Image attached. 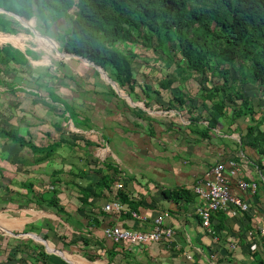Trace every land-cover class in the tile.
Instances as JSON below:
<instances>
[{"label": "crops", "instance_id": "1", "mask_svg": "<svg viewBox=\"0 0 264 264\" xmlns=\"http://www.w3.org/2000/svg\"><path fill=\"white\" fill-rule=\"evenodd\" d=\"M13 46L31 53L28 57L37 56L31 49ZM69 58L76 65L66 63L70 71L67 69L58 75L57 82L56 77H46V70L38 72L35 78L37 85L40 81L43 83L37 87L46 91L47 87L53 88L74 109L71 116L63 103L46 97L59 107L43 105L41 114L36 115L32 136L42 146L53 145L51 156L39 161L23 148L22 157L27 154L32 161L20 168L15 160L0 158L1 176L10 181L11 188L26 194L23 187L28 183V176H33L35 181L50 177V183L53 182L50 187L58 190L61 204L65 206L66 214L52 217L44 212L36 219L25 221V225L40 219L51 221L52 226L56 224L59 236L65 234L66 241L74 242L66 247V253L73 258L65 259L69 264H109L106 254L117 241L105 240L106 227L149 230L160 215L164 217V225L172 227L174 235L138 246L119 242L120 246L115 247L118 251L115 263L111 264L264 262V240L260 232L264 227V171L255 164L261 161L264 164V157L248 145L246 138L242 140L247 134L250 115L236 118L228 108L218 125L208 129L213 100H204L196 78L183 76L173 61H156L153 65L135 61L134 64H139V70L134 68L137 87L130 93L123 87L122 92L116 90L102 75L99 81L95 79L92 73L99 70L84 59L71 55ZM154 70L157 73L152 75ZM170 78L175 82L163 89L162 82ZM205 86L211 87L209 83ZM25 87L43 96L41 89ZM176 96L184 97L187 103L177 100ZM189 97H192L190 101ZM204 131L208 133L205 135ZM62 138L64 142L54 147ZM230 161L237 164L238 172L234 176L229 173ZM107 163L118 168L115 182L124 184L137 207L134 211L146 220L104 209L113 199L112 194L99 192L96 186L105 173L113 175ZM217 163L226 165L231 192L248 201L250 209L214 213L211 231H207L198 214L202 200L193 186L200 179L207 180V171ZM241 180L256 184L255 189H241ZM13 182L19 184L12 185ZM180 187L192 190L195 195L188 201L176 202L163 194L164 190ZM94 254L100 257L91 259L89 256Z\"/></svg>", "mask_w": 264, "mask_h": 264}, {"label": "trees", "instance_id": "2", "mask_svg": "<svg viewBox=\"0 0 264 264\" xmlns=\"http://www.w3.org/2000/svg\"><path fill=\"white\" fill-rule=\"evenodd\" d=\"M0 8L25 20L36 17L41 30L49 34L53 33V28L60 19H69L68 30L59 38L64 51L87 57L106 70L120 87L130 93L135 92L137 87L133 63L143 61L137 48L142 45L146 50L150 48L155 51L161 50L170 59L162 60L160 55L162 61H173L183 71V76L195 77L202 88L203 99L213 100L209 109L208 129L218 125L228 108L232 109L236 118L251 114L247 134L242 136V140L246 138L248 145L254 148L259 156L264 157V128H261L264 118H255L254 110L249 106L251 98L240 89V84L248 82L261 85L263 89L260 92L264 97V0H0ZM70 10H73V13H70ZM12 13L0 12V31L7 33L28 31ZM174 43H177L176 50L174 49L175 53L171 55ZM177 51L181 55L180 61L175 57ZM27 55L31 53L22 52L10 43L0 46V94L7 92L9 95H16L19 92H26L37 95L34 90H27V87L17 82L18 73L29 62ZM144 61L147 62L145 59ZM236 73L240 74L239 78L235 77ZM46 76L59 79L51 69L46 70ZM35 78L37 79L36 76ZM174 82L175 80L170 78L163 81L161 86L167 89ZM207 83L211 85L210 88L205 86ZM47 92L51 100L61 101L65 111L70 112L71 116L74 114L73 107L54 94L52 89L49 88ZM217 96L219 99L216 100ZM55 97H58V100ZM175 98L187 103L184 97ZM190 98L192 99L189 97L188 101ZM26 133L27 135L21 133L19 125L9 128L0 126V139L4 140L3 144L13 143L21 149L28 148L32 156L39 161L51 156L52 144L42 146L33 138L31 130H27ZM207 133L204 131L205 135ZM59 141L54 147L60 146L64 138ZM255 164L262 172L264 171L262 161ZM106 166L114 171L113 175L110 176L109 173L102 175L96 188L99 192L107 191L106 194L110 195L115 193L113 184L117 183L115 181L119 170L109 163ZM51 183L44 184L48 186L46 190L38 191L35 189V183L28 182L23 187L27 193L23 195L10 185H6L3 191L10 194V203L6 204L7 200L0 201V206L21 203L18 198L24 196L23 207L54 208L57 214H66L65 206L58 197V190L52 189ZM7 184H10V181L7 180ZM163 194L166 198L178 202L181 199L188 201L196 193L180 187L164 190ZM112 198L127 204L131 210L137 209L128 190L124 188L117 189L116 197ZM81 200L84 203L83 198ZM213 217L214 213L211 215V221ZM200 220L202 222L201 217ZM28 226L26 232L41 233L53 229L51 221L46 219L31 222ZM0 228L10 232L4 227ZM43 237L48 239L47 234ZM59 237L64 250L74 243L66 241L65 234H60ZM40 241L46 243L52 252L68 257L55 249L50 242L42 239ZM33 242L34 248L40 246L32 238L22 240L20 244L22 247H29ZM118 246L119 242H114L113 247L108 249L106 257L109 264L115 262L118 252L115 247ZM22 253L21 260L31 259L34 262L28 264H51L44 263V260L38 259L40 257L32 255L28 250ZM89 257L95 259L100 255L94 254ZM13 258L16 257L8 256L9 260ZM258 264H264L263 260Z\"/></svg>", "mask_w": 264, "mask_h": 264}, {"label": "rangeland", "instance_id": "3", "mask_svg": "<svg viewBox=\"0 0 264 264\" xmlns=\"http://www.w3.org/2000/svg\"><path fill=\"white\" fill-rule=\"evenodd\" d=\"M73 10H70V13H73ZM0 12H5V11H2V9H0ZM20 21H21V25L27 28L28 31L22 30L17 34L16 33L10 34L7 32L0 31V45L6 43H12L13 45L20 47L22 49H26V50L31 49L32 51H35L37 56H35V58H33L32 56L28 57L29 62L26 66H23L20 72L18 73L17 82L21 86L24 87L30 86L32 87V89L38 88L40 90L41 87H37V86L38 85L40 86L43 83L42 81H40L39 84L37 85L36 82L37 80L35 79V76L38 72H42L44 70L53 68L52 70H54V73L58 77V75H60L63 71H66L67 69L69 70L66 63H70L71 65H76V63L72 61L71 58H69L68 53L63 50L62 42L59 39L60 37H63L66 31L68 30L70 21L67 18L60 19L53 28L52 34L45 33L43 30H41V28L38 25L39 21L37 20V18H32L30 20H20ZM172 45H173L171 47L172 51L170 54L174 55L175 53L174 49L176 50L175 47L177 43H174ZM137 50H139V52L141 53L140 57L141 60H143L138 62H145L144 61L145 59L147 60V62H149V64L152 63L154 64L156 63V61L157 62L162 61L164 58L170 60L166 54L162 53L161 50L155 51L152 48L146 50L142 47V45L138 47ZM176 54H177V56H175L176 59L180 61L181 58L180 53L177 51ZM160 55L162 57V60L159 57ZM138 65H139L138 63L135 64L133 63V67L136 70H139ZM147 65L148 64H145V66ZM156 73L157 70H154L151 74L155 75ZM76 74L80 75L79 72H76ZM101 75L102 74L100 72L99 74L92 73V76L98 81L100 80ZM235 77L239 78L240 74L236 73ZM11 78L15 79V77L13 76H11ZM58 80L59 79H56L55 82H57ZM247 84L250 85L240 84V89L243 90L244 94L247 97L251 98L249 106L253 108L255 118L257 119L261 117L264 118V97L261 96L263 94L260 92V90H262L263 87L261 85H254L250 82H248ZM117 88L122 92L123 90L122 87L120 88V86H117ZM2 89L4 90V88ZM47 89H49V87H47ZM50 89L55 91L53 88ZM40 91H43V96L40 97L39 95L26 93V92H19L16 95H9L7 92L1 93L0 94V126L9 128L19 125V127L21 128V133L24 135H27L26 133L27 129L31 130V132L35 131L36 129L35 116L41 114V109L43 105L45 107H50V108L59 107L58 104L54 105L50 99L48 100V98H46L48 97V92L46 90L41 89ZM54 94H56V91L54 92ZM55 98L56 100H58V97ZM57 102H61V101H57ZM65 102L68 104V100H65ZM261 128L262 129L264 128V123L261 125ZM3 142L4 140L0 139V158H6L11 162H14L13 160H15L18 163V168L29 165V163L32 161V158H30L31 156H29L28 158L27 154L32 155V152L28 148L25 150V152H27L26 154L27 156L23 154L24 156L22 157V149L18 145L9 143L8 146L6 147L5 144H3ZM30 168L31 166L27 167V171H29ZM26 180L28 182L31 181L34 182L35 188L38 191L46 190L47 187H44L43 185L44 184L47 185L48 183H50V177H44V180L35 181L33 176H28V179ZM11 184L15 185L19 183L13 182ZM6 185L8 186L10 184H7V180L3 176H1L0 173V201L7 200L5 203L8 204L10 203L9 199L11 197L10 194H6L3 191ZM24 192L25 191L22 192V195ZM18 199L21 203L19 202H16L15 204L11 203L7 205V207L6 205L0 206V226L5 227L10 231V232H6L2 230V228H0V264H28V262L34 263L33 261H31V259H27L26 261L21 260L23 254L22 252H24L25 250L26 251L28 250L29 253L32 252V255H35L36 257L37 256L40 257L38 259L44 260V263L69 264L64 259L65 257L64 255H61L60 253L50 252L46 247V243L38 241L37 239L34 238L33 241H35V243H37L40 246L38 248H34L33 247L34 242H33L32 244H30L29 247L23 246L25 248L23 249L22 245L20 244V241L28 238H32L31 234L26 232L29 228V226H27L29 223L25 225L27 220L36 219V216L41 215L44 212L52 217L57 215V213L54 210V208H45L37 212L32 207L29 208L23 207L22 203L25 201L24 196L22 197L19 196ZM53 226L55 228L53 227V229H47L44 232L41 233L35 232V233H37L40 236L47 234L48 235L47 241L50 242L52 245H54L55 249L64 251L63 253L68 255V257H65L67 260H69V257L70 260L73 259L71 256H69L68 253H66V250L63 249V245L61 244L59 237V232H57L56 230L57 225L53 224ZM29 253L28 255L32 256ZM12 255L13 257L20 259V261H18L16 258L9 260L8 256H12Z\"/></svg>", "mask_w": 264, "mask_h": 264}, {"label": "built area", "instance_id": "4", "mask_svg": "<svg viewBox=\"0 0 264 264\" xmlns=\"http://www.w3.org/2000/svg\"><path fill=\"white\" fill-rule=\"evenodd\" d=\"M230 165L231 170L229 173L234 176L238 172L236 161H230ZM207 175L209 176L207 180L200 179L197 181V183L193 186V191L202 200V205L198 209V214L202 219L201 224L207 231H211V215L213 213L217 211H228L231 209L248 211L250 209V204L241 196L235 195L231 192L228 185L226 165L224 163H217L209 168ZM123 187V183L119 182L115 184V193L112 195L116 197L117 189ZM239 187L243 190L249 188L255 189L256 184H252L246 180H241L239 181ZM104 209L109 212L122 214L130 213L135 218L146 220L145 216L131 210L127 204L122 203L116 198H113L109 203H107L104 206ZM163 221V215L158 216L154 219L153 227L149 230L108 226L104 229V236L107 239L127 243L130 246L143 245L152 241L159 242L174 235L172 227L165 226ZM260 232L264 240V227L261 228Z\"/></svg>", "mask_w": 264, "mask_h": 264}, {"label": "water", "instance_id": "5", "mask_svg": "<svg viewBox=\"0 0 264 264\" xmlns=\"http://www.w3.org/2000/svg\"><path fill=\"white\" fill-rule=\"evenodd\" d=\"M0 9H2V11H5V12H7V13H12V12H9V11H7V10H5L4 8H0ZM13 15H15L16 17H17V19H20V20H25L24 18H22L21 16H19V15H17V14H14V13H12ZM69 55H71V57H78V58H82V59H84V61H87L88 63H90L91 65H93L94 67H96V69H98L99 70V72L102 74V76L105 78V80L106 81H108L111 85H113V87L116 89V90H118V88H117V86H119V84L109 75V73L106 71V70H104L102 67H100V66H98V65H96L94 62H92V61H90L87 57H83V56H79V55H76V54H74V53H69V52H67ZM28 233H30L31 234V237H32V239L34 238V239H42V240H44V241H47V239L46 238H44L43 236H40V235H38L37 233H35V232H28ZM13 234H15V233H13ZM46 247H47V249L49 250V248H48V246L46 245ZM58 250V249H57ZM50 252H52L51 250H49ZM59 251H61L62 253L64 252V251H62V250H59ZM55 253V252H54ZM62 255V254H61ZM64 259H66L65 257H64ZM67 260V259H66Z\"/></svg>", "mask_w": 264, "mask_h": 264}, {"label": "clouds", "instance_id": "6", "mask_svg": "<svg viewBox=\"0 0 264 264\" xmlns=\"http://www.w3.org/2000/svg\"><path fill=\"white\" fill-rule=\"evenodd\" d=\"M115 184H117V183H115ZM115 184H113V186L115 185ZM124 188V187H123ZM113 196V195H112ZM114 197V196H113ZM134 211V210H133ZM131 215V214H130ZM32 232V231H31ZM26 233V232H25Z\"/></svg>", "mask_w": 264, "mask_h": 264}]
</instances>
